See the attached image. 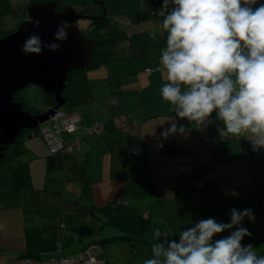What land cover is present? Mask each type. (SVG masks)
Wrapping results in <instances>:
<instances>
[{
    "label": "rangeland",
    "instance_id": "obj_1",
    "mask_svg": "<svg viewBox=\"0 0 264 264\" xmlns=\"http://www.w3.org/2000/svg\"><path fill=\"white\" fill-rule=\"evenodd\" d=\"M56 1L57 8L63 9L66 6H71L69 4L76 0ZM29 2L27 0H0V29L4 32L14 29L25 18L26 5ZM87 2L97 9L99 16H103L105 10V14L107 13L109 17L106 21L107 24L105 23L104 35H100L101 38H118L119 42L116 49H113V53L107 57L103 64L97 68L77 70L70 75V83L63 90V94L75 96L76 99L74 103H64L59 109L65 112L73 109L79 112L87 122L112 118L118 123H114L113 127L116 140L113 142L111 150L107 149L109 157L100 152L103 146L96 144V141L101 137L100 134L94 137L89 135L90 138L85 137L81 140L82 151L76 155L79 156L80 166L84 163L90 174L87 173L85 179L81 176L79 181L81 187L78 192L81 197L78 204L83 205V207L78 213L80 217L87 213V217L90 214L89 209H93L95 199L98 202L112 199L114 204L110 203L109 207L113 209L116 205L118 210L115 212L116 215L111 218V223L123 224V228L127 230L117 236H131L132 228L136 227L141 231V234L148 232L150 241L154 236V229L169 230L170 225H165L160 220L163 218L162 214H170L172 216L168 222L169 224L174 222L173 216L179 215L178 200L181 208H192L194 206H192V200L196 195H198V199H205L203 190L197 194L189 184V188L187 187L186 192H183L185 191L182 188L183 184L178 180L190 172H181L177 167L173 168L175 164L172 163L186 148L181 144L170 150L165 141L171 143L175 136L164 139L161 135L169 128L171 122L180 123L183 127L187 124L192 126L194 122L176 117L175 112L171 111V104L163 100L161 88L168 82L166 71L160 69L153 74H148L145 71L146 67H154L160 64V54L162 49L166 48V39H163L165 42L161 43L160 37H157L156 20L153 22L146 20L147 23L144 24L140 21L137 24V17H135L134 22L130 21L131 13L144 15L146 12L139 0H87ZM77 11L85 13L79 8ZM77 24L83 35H93L89 30L88 19L81 18ZM19 95L34 110L46 111L54 105L53 96L35 84H28L23 87L19 91ZM120 115H125L127 121H121ZM181 125H177L178 128ZM218 131L226 136L223 129ZM78 132L83 136L87 135L80 130ZM69 136L68 133L62 134L64 139H69ZM196 139L202 143L198 134ZM22 140V142L14 143L9 147V152L20 151L16 158L0 161V224L4 227L9 224V232L13 236L19 235L25 223L30 226L33 222L34 215L31 213L35 205L32 203L24 204L25 202L35 199L38 204L36 206L39 207L42 214L48 212L58 216L61 212L53 209V206L48 203L51 199L64 197L69 203H72L69 210L73 208L75 200L72 199L73 193L67 188V185L65 186L67 182L65 177L69 178L76 174L69 168L71 162L55 161L56 167L48 169L44 159L57 156L48 153L43 139L34 136ZM85 140H90V142L86 144ZM240 142L238 144L237 141L231 140L234 149L233 156L237 160L247 159L241 163L245 169L246 166L249 167L250 173H252L254 164L250 157L249 148L248 146L242 147L245 141ZM145 143L148 146L147 151ZM249 145L252 150L251 142ZM26 146L42 153L43 159H35ZM186 146L188 148L187 153H190L191 145ZM63 165L66 168H59ZM143 166L150 170V176L155 183L154 187L148 183L145 174L140 173L144 168ZM129 168L130 173L127 172ZM129 177H136L138 183L131 182ZM263 182L264 173L262 172L254 182L256 189ZM258 192L257 189L256 193ZM263 194L264 191L259 193V195ZM58 201V205H60V200ZM184 201H187L188 205L183 203ZM216 201L219 202V199ZM15 204L20 207L7 208ZM197 204L203 205L204 202L199 200ZM58 205H54V208L59 207ZM47 207L50 208V211ZM126 209H134V211H127ZM69 210L67 209V211ZM143 210H152L151 217L142 216ZM94 215L102 217L103 220L107 219L106 216H108L104 208H95ZM216 215L221 216L222 211L212 214L211 211L205 210L202 216H195L191 218V221L183 219L182 223L186 226L184 229H187L202 219H215ZM95 221L100 223L98 219ZM88 224L90 223H85V229H89L90 225ZM2 225H0V231ZM251 226H253L256 235L248 238V241L253 247H257V255H259L258 251L264 249V233L259 238L257 233L264 232V218L255 217L254 220H251ZM2 233L7 234V232ZM2 233L0 234V251H3L4 247L12 250L16 245H20V241L17 239H4ZM148 246L149 244L146 247ZM57 248L59 250L58 245ZM57 248L55 245L54 253ZM10 257L11 255L0 258V264H10L21 258L19 255ZM94 264H97V260Z\"/></svg>",
    "mask_w": 264,
    "mask_h": 264
},
{
    "label": "clouds",
    "instance_id": "obj_2",
    "mask_svg": "<svg viewBox=\"0 0 264 264\" xmlns=\"http://www.w3.org/2000/svg\"><path fill=\"white\" fill-rule=\"evenodd\" d=\"M257 0H163L168 12L162 29L168 33L160 57L167 83L161 88L163 100L172 106L176 117L195 122L199 127L215 112L227 133L235 138L249 134L253 151L264 148V4ZM171 5V8H170ZM170 9V10H169ZM28 24L39 27L40 21ZM68 21H61L45 43L30 35L21 48L28 54H42L45 48L56 52L67 40ZM185 128L171 122L161 133L167 139L183 134ZM227 195V193H226ZM232 195H238L233 192ZM251 209L231 210L230 223L202 219L179 233V241L164 237L154 229L153 258L144 264H264L252 245L241 241L251 233L243 226ZM235 227L229 236L212 242L214 235ZM97 243V242H96ZM98 244V243H97Z\"/></svg>",
    "mask_w": 264,
    "mask_h": 264
},
{
    "label": "crops",
    "instance_id": "obj_3",
    "mask_svg": "<svg viewBox=\"0 0 264 264\" xmlns=\"http://www.w3.org/2000/svg\"><path fill=\"white\" fill-rule=\"evenodd\" d=\"M139 2L143 6V10H145L146 12L144 15H141V13H131L130 21L134 22L136 20L135 17H137V24L140 21H142L144 24L147 23L146 20H150L151 22H153V20H156L155 25H157L158 27V31L156 32L157 37H160V42L164 43L165 40L163 39H167L168 33L162 29V23L168 12L161 7L163 0H139ZM260 4H264V0H257V3L252 7H259ZM69 5L73 6L76 10L77 8L83 10L85 14H89L94 17L99 16L97 13V9L95 7H92L91 4L87 2V0H76ZM153 36H155V34H153ZM147 73L153 74L149 72ZM71 111L74 110H69V112ZM81 117L82 119L80 126H82V124H90L91 122H93H87L83 119V116ZM94 121H102L105 124V129L100 133L101 137L96 141V144H101L103 147H101L102 150H100V152L107 154V149L111 150L112 144L116 140L115 133L113 132V127L114 123H118V121L112 118ZM177 125L181 124L179 123ZM184 128L185 132L183 134H172L170 136H175V139H172L171 143H168L167 141H165V143L170 150H172L175 146H180L181 144H183L186 148V150L180 152L178 159L174 160V162L172 163L175 164L173 168L177 167L178 170H180L179 165H188L186 171H189L190 174L178 180L181 184H183L182 188L184 190L187 189V187L189 188L188 184L191 187L193 186V181L195 178L206 176L204 183L205 186L203 188L205 199H199L200 201H203L204 204H193L192 200V206L194 205L192 208H181L180 202L178 200L179 215L173 216L174 222L170 224L168 222L171 219L172 215L162 214L163 220L161 219L160 221H163L165 225H170V228L167 231H161L162 235L160 242L163 241L164 237H168L169 240L175 239L178 242L180 231L186 227L182 223L183 219H188V221H191V218L195 216H202L205 210L211 211L212 214L215 212L221 213L222 211L221 216L216 215L215 217V220L218 223H230L231 210L233 208L237 209L238 211L251 209L256 218H264V198H262L264 194L259 195L261 191H264V182L261 184V186L257 187V189L259 190L258 193H256L257 189L254 183L257 180V176L262 172L264 173V148H261L257 152H254L253 149L251 150L249 145L251 141L248 140L249 134L247 133L241 134L239 138H235L228 136L227 134L226 136L222 135L218 130L209 128L207 129L208 133L217 137V141L213 144H208L197 141L196 136L197 134L199 135V127L195 125V122L194 124H192V126L187 124V126H184ZM79 130L83 132L82 127H80ZM187 133H189V135H187ZM192 133H194V135H192ZM85 137H89V135L87 134L86 136H83L81 140H83ZM231 140L237 141L238 144H240V141L242 140L245 141V143L242 144V147L246 148L248 146L249 148V153L251 154L250 157L251 159H253L254 164L252 173H250L249 167L246 166L245 169L241 163L242 161H246L247 159L243 158L244 160H237L236 158H234V149L232 148ZM87 142H90V140H85L86 144ZM81 143L82 142H80V149L78 150L79 152L76 151V153L70 154L68 156H57L55 158L48 157L47 159H44L46 161V166L48 169L56 167L54 164L55 161L61 160L62 163L71 162L69 168L76 174L69 178H67V176L65 177L67 181L65 186L67 185V188H69L73 193L72 199H75L73 202V208L69 210V206L72 203H69V201H67L64 197L51 199V201L48 203L53 206V209L61 212L60 215L57 216L54 213L49 214L48 212H43L44 214H42L39 210V207L36 206L38 204L35 199L25 202L24 204L32 203V205H35L34 210L31 209V214L34 215L33 222H31L30 226L25 223L18 236H13L9 232V224L6 227L0 224L2 225L1 231L7 232V234H4L0 231L2 234H4V239L14 238L20 241V245H16L14 248H12V250L4 247V250L0 251V258L8 257V255H11L10 258H12L13 255H19L21 257L20 260H16L14 262H11L10 264H58V261L52 260V257L76 255L93 242L98 243V247L95 249L97 264H144L146 260L153 258L152 245L156 241L153 238L149 241L150 237L149 234H147L148 232L141 234V231L136 227L132 228V232L130 234L131 236H129L130 238H132V240L129 242H102L106 238L117 236L120 233L127 231L123 228V224L111 223V218L116 215L115 212L118 210V206L116 205H114L113 209L109 207L110 203L114 204V201L112 199H105L102 202H98L97 199H95L93 202V209H89L90 214H88L87 217V213L86 215L82 214L81 217L79 216L80 214L78 213V211L81 209V207H83V205L78 204L80 201L79 198L81 197V194L78 192L80 190L79 188L81 187L79 181L81 176L83 177V179H85L87 173L90 174L87 166H84V163L80 166L79 156L76 155L80 154V152L82 151ZM144 145L147 151L148 146L146 143ZM186 145H191V148L189 149L190 153H187L188 148ZM26 147L33 154V157L35 159H43L42 153L36 152L29 146ZM107 156L109 157L108 154ZM86 158L87 156L85 153V161L87 160ZM62 167H64V165L59 166V168ZM143 167L144 168L140 173H144V176L148 178V183H150V185L154 187L155 183L152 180L153 178H151L150 176V170L148 168H145V166ZM180 171L183 172L182 170ZM127 172L130 173V168L129 170L127 169ZM138 179L136 177H129V180L133 183H138ZM183 192H186V190ZM233 192L238 193V195H232ZM216 199H219V202H217ZM58 200H60V205H58ZM183 203H186V205H188L187 201H184ZM54 205H58L59 207L54 208ZM12 207L19 208L20 206L15 204L7 208ZM127 207L129 208V205H127ZM95 208H104L105 212L108 214V216H106L107 219L103 220L102 217L95 216ZM47 209L48 211H50L49 207H47ZM67 209L69 211H67ZM22 210L25 213L24 209ZM126 210L134 211V209ZM151 212L152 210H143L142 216H144V213H147L146 217H151ZM5 219L6 218L4 217V220ZM95 219H98L100 223L98 224ZM244 220L247 223L246 227L243 222ZM244 220L242 221L241 226L249 230L251 236H255L256 234L253 226H251V220H249L247 217H245ZM86 222L90 223L88 224L90 225L89 229H85ZM179 224L180 226H178ZM106 226H109V228H106ZM235 230L236 229L234 227L233 229L214 235V237L212 238V242L229 236L230 233ZM263 233L264 232L257 233L258 238L261 237ZM251 236H245L241 242L252 245L248 241V238H250ZM147 244H149L148 247H146ZM55 245L56 248L58 245L59 250L57 248L56 252L54 253ZM253 248V250L257 253V247L254 246ZM260 251H264V249L258 251L259 255L263 256L262 254H260ZM28 258L30 259L29 262H27Z\"/></svg>",
    "mask_w": 264,
    "mask_h": 264
},
{
    "label": "water",
    "instance_id": "obj_4",
    "mask_svg": "<svg viewBox=\"0 0 264 264\" xmlns=\"http://www.w3.org/2000/svg\"><path fill=\"white\" fill-rule=\"evenodd\" d=\"M56 7V1L31 3L19 26L0 37V160L21 131L45 122L66 102L62 91L67 86L69 72L84 69L93 57V40L83 35L77 24L81 18L93 17L79 13L73 6L59 10ZM29 17L40 21L38 28L27 23ZM61 21H68L70 28L67 40L58 42V51L45 48L42 54L28 55L21 51L24 41L32 34L39 35L45 43L56 42L53 34ZM28 84L40 86L56 103L42 113L23 109L20 101L13 100V94Z\"/></svg>",
    "mask_w": 264,
    "mask_h": 264
},
{
    "label": "trees",
    "instance_id": "obj_5",
    "mask_svg": "<svg viewBox=\"0 0 264 264\" xmlns=\"http://www.w3.org/2000/svg\"><path fill=\"white\" fill-rule=\"evenodd\" d=\"M30 1L27 5H26V8L31 4V3H43V2H47V1H55V0H28ZM56 9H58L56 7ZM59 10V9H58ZM93 18L91 19H88L89 21V24L88 26L90 27V33H93L90 34V36H87L89 38H91L93 40V46H92V59L91 61L89 62L88 65H86L84 67V69H91V68H97L98 66H100L101 64H103L107 57L113 53V49H116V44L117 42L119 41L118 39H110V38H101L102 34L104 35V32H105V23L107 21V19L109 18L107 16V13L104 14L103 16H92ZM20 23L17 24V26L10 30V31H2L0 29V37L14 31L18 26H19ZM107 24V23H106ZM101 35V36H100ZM115 51V50H114ZM160 57H161V54H160ZM157 65H160V64H157ZM147 68V67H146ZM83 70V69H82ZM74 71H77V70H73L71 72H69L68 74V77L66 79V82H67V86L69 85V77L70 75L74 72ZM148 72V71H147ZM150 73V72H149ZM66 86V87H67ZM62 95L66 98V102L65 103H74V100L76 99L75 96H71V95H65L63 94V91H62ZM13 100H16V101H20L22 103V108L31 112V113H42L44 112L43 110H34L33 108H30L24 101V99L19 95V91L18 92H15L13 94ZM56 102L53 100V104H55ZM71 112H76L80 115L81 117V114L77 111H71ZM69 113V112H67ZM120 118V117H119ZM82 119V117H81ZM121 120V118H120ZM122 121V120H121ZM127 121V118L126 120ZM93 122H96V121H93ZM91 122V123H93ZM102 122V121H101ZM90 123V124H91ZM104 123V122H103ZM89 125V124H87ZM213 129V130H220V129H224L225 128V125L223 123V121L219 120L216 116V113L214 112L211 117L209 118V121L207 123H205L204 125H200L199 126V136H200V139L202 140V142L204 143H208V144H213L217 141V137L213 136V135H210L208 133V130L207 129ZM103 132V131H102ZM226 132V131H225ZM30 132L27 131L26 129H24L23 131H21V133L19 134V136L16 138L15 140V143L17 142H22L23 140L22 139H25V138H30L28 135ZM101 133V132H100ZM98 133V134H100ZM226 134L228 136H231L233 137L231 134L227 133ZM92 136H97V134L95 135H92ZM34 137V136H33ZM39 137V136H38ZM22 140V141H21ZM11 146V145H10ZM9 146V147H10ZM9 147H7V149L5 150V158L0 160V161H5V160H10V159H13V158H16L19 154H20V151L18 150H13L12 152H9ZM47 148V147H46ZM48 150V149H47ZM78 151V150H77ZM48 153L50 155H56V156H68L70 154H73V153H76V151L74 152H71V153H65V154H51L48 150ZM182 165H185V168H181L179 167L180 170H182L183 172H185L188 168V165L187 164H182ZM181 166V165H179ZM199 178H205L206 179V176H202V177H199ZM198 179V178H195L194 181H193V190L197 192H200L201 190H203L204 188V183L202 185L201 188H197L195 186V180ZM199 202V199H198V195H196L193 199V204H197ZM244 224H245V227L247 226V223L246 221L244 220L243 221ZM132 238H130L129 236H126V235H122V236H113V237H109V238H106L104 239V241L102 242H109V241H131ZM242 245L243 244H246L248 246V243H245V242H241ZM92 244V243H91ZM90 245V244H89ZM260 254H262L264 256V251H260ZM53 258V257H52ZM56 258H59V257H56Z\"/></svg>",
    "mask_w": 264,
    "mask_h": 264
},
{
    "label": "built area",
    "instance_id": "obj_6",
    "mask_svg": "<svg viewBox=\"0 0 264 264\" xmlns=\"http://www.w3.org/2000/svg\"><path fill=\"white\" fill-rule=\"evenodd\" d=\"M162 54V53H161ZM161 69V65L154 67H147L146 71L153 73ZM122 121L126 120V116H120ZM46 122H49L48 124ZM81 117L76 112H64L60 109L55 110L53 115L48 120L39 124L32 129H26L29 131V137L39 136L43 139L47 149L51 154H65L77 151L80 149V142L82 134H80L79 128L82 127L84 134L95 135L102 132L105 129V124L101 121L93 122L89 125L82 124ZM63 133L70 134L69 139L62 137ZM181 168H185V165H181ZM205 178H198L195 180V186L201 188ZM147 216V213H144ZM243 246H247L243 244ZM98 247L96 242L86 246L81 252L72 256H62L59 258L53 257L52 260H57L58 264H94L96 261L95 249ZM30 260L28 259L27 262Z\"/></svg>",
    "mask_w": 264,
    "mask_h": 264
},
{
    "label": "flooded vegetation",
    "instance_id": "obj_7",
    "mask_svg": "<svg viewBox=\"0 0 264 264\" xmlns=\"http://www.w3.org/2000/svg\"><path fill=\"white\" fill-rule=\"evenodd\" d=\"M21 89H22V88H21ZM21 89H20V90H21ZM20 90H18V91H20ZM18 91H16V92H18ZM15 101H16V100H15Z\"/></svg>",
    "mask_w": 264,
    "mask_h": 264
}]
</instances>
